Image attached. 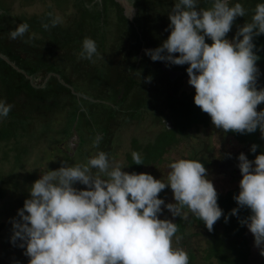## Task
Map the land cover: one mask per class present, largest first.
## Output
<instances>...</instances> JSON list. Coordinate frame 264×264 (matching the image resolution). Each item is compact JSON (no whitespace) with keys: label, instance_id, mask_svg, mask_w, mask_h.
Segmentation results:
<instances>
[{"label":"trees","instance_id":"obj_1","mask_svg":"<svg viewBox=\"0 0 264 264\" xmlns=\"http://www.w3.org/2000/svg\"><path fill=\"white\" fill-rule=\"evenodd\" d=\"M74 2L75 11L64 24L55 15L63 5L55 1L54 7L32 16H14L0 2V100L12 105L8 116L0 120L1 161L12 156L16 167L21 157L29 156L40 142L61 145L75 128L80 134L76 163L99 151L111 160L114 150L110 147L118 143L120 129L147 118L161 128L143 144L133 139L131 151L123 153L130 173L161 164L167 153L200 130L206 134L199 149L203 151L195 150L190 159L200 160L206 170L217 163L209 156L213 135L230 137L249 160L264 152L259 129L251 134L224 132L194 104L195 89L185 84L188 65L166 66L145 54V49L157 48L170 34L168 14L176 0H135L133 21L114 0ZM236 2L244 6L246 15L235 19L227 34L229 40L239 27L251 22L255 6L264 0H232ZM210 6V0H199L198 7ZM22 23L29 25L28 31L23 37L11 39L10 31ZM85 38L97 45L98 55L91 60L80 56ZM206 42L211 44L210 40ZM253 43L259 57V89L264 87V34L254 37ZM96 57H100V63L93 61ZM261 109L264 103L257 106V111ZM98 136L102 139L94 147ZM253 144L258 146L256 153L250 152ZM134 151L140 154L143 165L134 164ZM238 156L230 172H224L233 183L242 179ZM238 194L239 187L218 193V205L225 215L237 207L233 197ZM250 214V210L240 209L237 216H229L227 223L222 216L212 231L191 214L187 220L176 217L180 240L174 246L187 252L189 264H251L254 237L239 222ZM258 255L264 264L261 249Z\"/></svg>","mask_w":264,"mask_h":264},{"label":"clouds","instance_id":"obj_2","mask_svg":"<svg viewBox=\"0 0 264 264\" xmlns=\"http://www.w3.org/2000/svg\"><path fill=\"white\" fill-rule=\"evenodd\" d=\"M210 2V7L200 8L199 0H176L168 14L170 34L145 54L166 66L188 65L194 104L216 128L241 134L259 129L264 138V109L257 111L264 103V87L257 88L259 57L253 43L264 34V2L255 6L251 22L239 27L231 40L227 34L246 9L232 0ZM28 29L27 23L19 24L9 37H23ZM96 55V42L85 38L81 58ZM11 109L0 100V120ZM100 139L96 137L94 147ZM257 147L253 144L250 152L256 153ZM132 159L143 165L139 153L134 151ZM237 159L242 179L233 197L237 207L228 215L219 207L218 193L200 160H173L166 182L147 173L125 172L103 151L83 165L63 163L41 174L29 188V198L11 221V243L19 241L29 264H189L187 252L174 246V240H180L178 224L159 218L163 209L183 220L191 214L212 231L222 216L227 223L229 216L246 208L251 214L239 222L264 255V152L254 160L244 153ZM166 188L174 203L159 198Z\"/></svg>","mask_w":264,"mask_h":264},{"label":"rangeland","instance_id":"obj_3","mask_svg":"<svg viewBox=\"0 0 264 264\" xmlns=\"http://www.w3.org/2000/svg\"><path fill=\"white\" fill-rule=\"evenodd\" d=\"M53 1L59 5H63L60 9L55 10V15L63 24L66 23L75 11L73 7L74 0H68L67 4L66 0H0L14 16L41 14L48 7H54L55 3L53 4ZM93 61L96 63L101 62L100 57L94 58ZM185 84H187V87L190 86L188 80ZM151 121L150 118H147L137 125L136 122L124 125L117 134V136L119 135L117 137L119 144L115 142L114 145H111L110 149L114 150L112 152L114 157L110 161L118 163L124 168L122 169L123 171L129 172L123 153L131 151L133 139L137 140L139 145L143 144V142L150 139V136H154L158 129L161 128L154 127ZM204 136H206L204 130H200L195 136L182 141L176 148L167 153L161 164L155 167H144L139 173L151 174L155 179H162L166 182L167 174L170 170L168 165L175 159H190L195 150L199 152L203 151L199 149ZM210 140L209 156L212 157L211 160L217 161V163L219 161V164L214 163L207 168V178L213 182L217 193L239 187L240 181L233 183L230 177L224 175V172H230L228 170L236 163V156L240 154L242 147L230 137L218 134L213 135ZM79 141L80 134L75 128L72 136L66 138L61 145L56 146L52 142L47 141L40 142L29 153V156H26V158L21 157L16 167L14 166L12 156L5 161L0 160V264H29V258L24 255L25 250L18 246L19 241L15 245L11 243V236L13 234L12 218H18V209L22 208L24 201L29 198V188L40 178L41 174L48 170H57L63 163L67 166L86 164L88 159L94 156L89 155L88 158L80 160L77 158L79 161L76 163L75 158L80 147ZM58 149H61V152ZM66 157L72 158L75 162L72 160L68 162ZM95 171L93 169L94 173ZM75 187L78 189L85 188V186L79 184L75 185ZM159 198H163L165 203L175 202L173 194L168 188L164 190L162 197L159 194ZM159 218L170 219L174 222L176 217L173 218L167 209H163ZM247 232L253 236L248 229ZM176 242L174 240V243ZM259 250L260 248L256 247L253 242L251 264H261V258L258 255Z\"/></svg>","mask_w":264,"mask_h":264},{"label":"water","instance_id":"obj_4","mask_svg":"<svg viewBox=\"0 0 264 264\" xmlns=\"http://www.w3.org/2000/svg\"><path fill=\"white\" fill-rule=\"evenodd\" d=\"M120 6L123 14L127 17L128 20L133 21L134 17L136 16L137 9L134 7L135 0H114ZM141 55H139L140 57ZM7 61L5 58H3ZM8 62V61H7ZM13 67H15L13 65ZM170 127L169 125L167 126Z\"/></svg>","mask_w":264,"mask_h":264},{"label":"flooded vegetation","instance_id":"obj_5","mask_svg":"<svg viewBox=\"0 0 264 264\" xmlns=\"http://www.w3.org/2000/svg\"><path fill=\"white\" fill-rule=\"evenodd\" d=\"M135 18V17H134Z\"/></svg>","mask_w":264,"mask_h":264}]
</instances>
